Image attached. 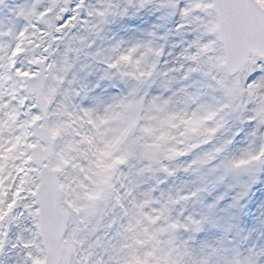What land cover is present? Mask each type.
<instances>
[{
  "label": "snow or ice",
  "instance_id": "6c2138e0",
  "mask_svg": "<svg viewBox=\"0 0 264 264\" xmlns=\"http://www.w3.org/2000/svg\"><path fill=\"white\" fill-rule=\"evenodd\" d=\"M0 264H264V0H0Z\"/></svg>",
  "mask_w": 264,
  "mask_h": 264
}]
</instances>
